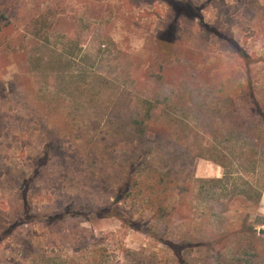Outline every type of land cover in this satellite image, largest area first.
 <instances>
[{"label": "rangeland", "instance_id": "374dc122", "mask_svg": "<svg viewBox=\"0 0 264 264\" xmlns=\"http://www.w3.org/2000/svg\"><path fill=\"white\" fill-rule=\"evenodd\" d=\"M203 15L0 0V264H264V196L198 197L199 179L223 176L207 145L264 138V0ZM141 131L153 156L133 176Z\"/></svg>", "mask_w": 264, "mask_h": 264}, {"label": "trees", "instance_id": "16d2710c", "mask_svg": "<svg viewBox=\"0 0 264 264\" xmlns=\"http://www.w3.org/2000/svg\"><path fill=\"white\" fill-rule=\"evenodd\" d=\"M174 11H178L186 18L193 21H204L203 12L205 8L212 5L215 0H209L204 6L196 8L192 2L183 0H165ZM201 23V24H202ZM218 36L221 33L216 31ZM233 46L236 42L233 37L225 35ZM260 121L264 123V114H260ZM242 129V126H241ZM144 132V130H143ZM157 137L166 134L164 129H157L150 132ZM247 134V135H246ZM142 139L138 140L143 149L149 148L148 151H141L140 156L136 157L131 164L132 173L135 176L143 171L149 163V158L153 156L152 149L148 147L151 144L150 139L142 137V131L139 133ZM246 135V136H244ZM249 131L236 132L229 137H225L224 142L229 146L221 147L219 144L210 143L207 145L206 151L200 153V157L211 160L223 168V176L219 178L199 179L198 197L203 201L219 200L221 198L228 200V203L239 202L243 205L256 206L261 203L264 196V138H248ZM147 142V145H144ZM149 169V168H148ZM25 200H28L25 196ZM99 212L100 218L107 217L111 209H101ZM122 221H125L122 217ZM248 215H245L243 224L247 223ZM133 229H140L139 226L131 224ZM244 226V225H243ZM252 227L247 229L252 231ZM244 231V232H247ZM247 232V233H248ZM176 254L179 255L180 246L173 244Z\"/></svg>", "mask_w": 264, "mask_h": 264}, {"label": "water", "instance_id": "95a60500", "mask_svg": "<svg viewBox=\"0 0 264 264\" xmlns=\"http://www.w3.org/2000/svg\"><path fill=\"white\" fill-rule=\"evenodd\" d=\"M120 200V198L118 199V201ZM259 235H264V228H260L259 229Z\"/></svg>", "mask_w": 264, "mask_h": 264}]
</instances>
